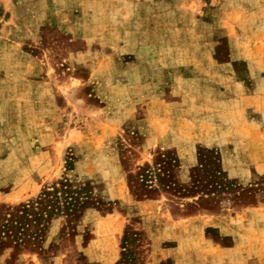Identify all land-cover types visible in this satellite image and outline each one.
<instances>
[{
    "label": "rangeland",
    "instance_id": "374dc122",
    "mask_svg": "<svg viewBox=\"0 0 264 264\" xmlns=\"http://www.w3.org/2000/svg\"><path fill=\"white\" fill-rule=\"evenodd\" d=\"M0 264H264V0H0Z\"/></svg>",
    "mask_w": 264,
    "mask_h": 264
}]
</instances>
